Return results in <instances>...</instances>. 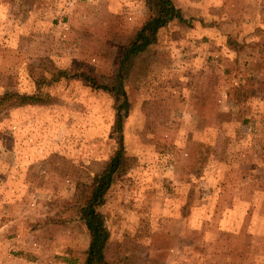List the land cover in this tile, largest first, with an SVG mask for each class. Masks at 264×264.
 <instances>
[{
	"label": "rangeland",
	"instance_id": "obj_1",
	"mask_svg": "<svg viewBox=\"0 0 264 264\" xmlns=\"http://www.w3.org/2000/svg\"><path fill=\"white\" fill-rule=\"evenodd\" d=\"M173 1L185 20L125 81L131 166L100 208L104 264H264V0ZM149 15L146 0H0V92L76 66L110 82ZM43 91L0 118V264H86V225L60 221L117 149L112 94Z\"/></svg>",
	"mask_w": 264,
	"mask_h": 264
},
{
	"label": "trees",
	"instance_id": "obj_2",
	"mask_svg": "<svg viewBox=\"0 0 264 264\" xmlns=\"http://www.w3.org/2000/svg\"><path fill=\"white\" fill-rule=\"evenodd\" d=\"M146 6L150 15L123 48L121 59L117 63L116 71L110 82L98 80L93 74L76 66L58 68L51 77L39 79L36 90L31 94H22L13 90L0 92V118L8 115L14 107L47 102L49 93H44V86L55 84L62 79H80L91 88L109 92L114 96L116 118L112 136L117 141L116 152L107 162L104 170L96 173L90 182L77 181L72 204L68 207L74 210L75 215L70 219L60 221L79 220L86 225L90 233L86 264L105 263V249L110 231L106 215L100 208L106 203V196L111 186L124 176L131 166L123 135L124 120L130 110L125 81L130 75L136 56L157 42L160 29L168 26L174 19L185 20L181 9L175 5L173 0H146Z\"/></svg>",
	"mask_w": 264,
	"mask_h": 264
},
{
	"label": "crops",
	"instance_id": "obj_3",
	"mask_svg": "<svg viewBox=\"0 0 264 264\" xmlns=\"http://www.w3.org/2000/svg\"><path fill=\"white\" fill-rule=\"evenodd\" d=\"M15 149H16L15 155H17V164L20 165V167H22V159L19 158L20 150H18V148H15ZM21 157H22V155H21ZM23 164L25 165V164H28V163L27 162L26 163L24 162ZM27 166L29 167V164Z\"/></svg>",
	"mask_w": 264,
	"mask_h": 264
}]
</instances>
